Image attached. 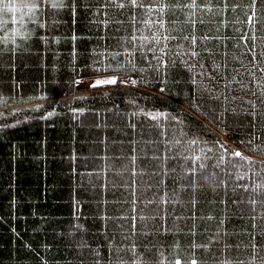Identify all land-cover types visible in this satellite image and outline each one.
Wrapping results in <instances>:
<instances>
[{
	"label": "trees",
	"instance_id": "obj_1",
	"mask_svg": "<svg viewBox=\"0 0 264 264\" xmlns=\"http://www.w3.org/2000/svg\"><path fill=\"white\" fill-rule=\"evenodd\" d=\"M193 260L264 264V0H0V264Z\"/></svg>",
	"mask_w": 264,
	"mask_h": 264
},
{
	"label": "snow or ice",
	"instance_id": "obj_2",
	"mask_svg": "<svg viewBox=\"0 0 264 264\" xmlns=\"http://www.w3.org/2000/svg\"><path fill=\"white\" fill-rule=\"evenodd\" d=\"M131 2H132L133 4H135V3H136V0H131ZM3 8H4V9H7V10H10V11L15 10L13 5H11V4H7V3L3 4ZM194 42H195V38L193 37V43H194ZM192 55H197V53L192 52ZM157 59H159V57H157ZM101 83H104V84H114V83H116V80H115V79H110V80H106V81H97V84H101ZM94 86H95V85H94ZM153 118H156V117L154 116ZM197 143H199L198 139H193V140H190V141H189V144H191V145H195V144H197ZM209 151H211V149H209ZM234 155H235L236 157H241V158H243V157L241 156V153H239V152L234 153ZM196 159H199V157H197ZM200 167H201V168H204L205 165H204L203 163H201V164H200ZM192 172H193V173L195 172V169H194V168L192 169ZM175 264H180V261H176ZM191 264H197V262H196L195 260H193V261L191 262Z\"/></svg>",
	"mask_w": 264,
	"mask_h": 264
},
{
	"label": "rangeland",
	"instance_id": "obj_3",
	"mask_svg": "<svg viewBox=\"0 0 264 264\" xmlns=\"http://www.w3.org/2000/svg\"><path fill=\"white\" fill-rule=\"evenodd\" d=\"M117 75V74H116ZM118 76V75H117ZM119 77V76H118ZM81 79H88V80H95L92 85H89V84H78L77 81L80 80L78 79L76 81L77 85L79 87H87V88H91L93 87L94 85L97 86V85H104V83H101V84H97V80L98 81H106V80H110V79H115L116 80V83L119 81V78H117L115 76V74H109V75H100V76H97V77H94V78H81ZM124 82H131V81H127V80H124ZM115 84V83H114Z\"/></svg>",
	"mask_w": 264,
	"mask_h": 264
},
{
	"label": "crops",
	"instance_id": "obj_4",
	"mask_svg": "<svg viewBox=\"0 0 264 264\" xmlns=\"http://www.w3.org/2000/svg\"><path fill=\"white\" fill-rule=\"evenodd\" d=\"M115 76H116L117 78H119L116 74H115ZM96 77H97V76H96ZM77 80H78V79H77ZM77 80H76V81H77ZM101 85H102V84H101ZM104 85H108V84H104Z\"/></svg>",
	"mask_w": 264,
	"mask_h": 264
},
{
	"label": "water",
	"instance_id": "obj_5",
	"mask_svg": "<svg viewBox=\"0 0 264 264\" xmlns=\"http://www.w3.org/2000/svg\"><path fill=\"white\" fill-rule=\"evenodd\" d=\"M97 86H99V85H97Z\"/></svg>",
	"mask_w": 264,
	"mask_h": 264
}]
</instances>
